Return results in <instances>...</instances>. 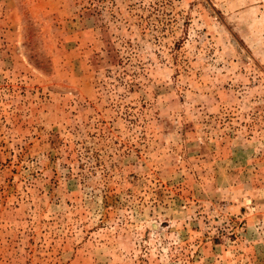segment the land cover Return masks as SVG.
<instances>
[{
    "label": "rangeland",
    "instance_id": "rangeland-1",
    "mask_svg": "<svg viewBox=\"0 0 264 264\" xmlns=\"http://www.w3.org/2000/svg\"><path fill=\"white\" fill-rule=\"evenodd\" d=\"M0 264H264V0H0Z\"/></svg>",
    "mask_w": 264,
    "mask_h": 264
}]
</instances>
